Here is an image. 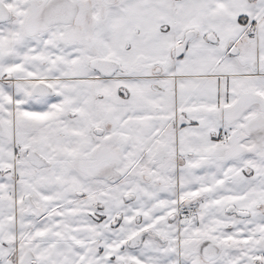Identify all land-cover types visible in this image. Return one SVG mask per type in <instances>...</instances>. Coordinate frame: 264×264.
<instances>
[{
    "label": "snow or ice",
    "instance_id": "6c2138e0",
    "mask_svg": "<svg viewBox=\"0 0 264 264\" xmlns=\"http://www.w3.org/2000/svg\"><path fill=\"white\" fill-rule=\"evenodd\" d=\"M0 264H264V0H0Z\"/></svg>",
    "mask_w": 264,
    "mask_h": 264
}]
</instances>
